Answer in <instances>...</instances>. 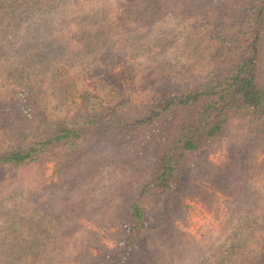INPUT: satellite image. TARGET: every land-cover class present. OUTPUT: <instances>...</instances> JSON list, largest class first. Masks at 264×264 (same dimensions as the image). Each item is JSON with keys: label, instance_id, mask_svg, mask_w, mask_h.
<instances>
[{"label": "rangeland", "instance_id": "1", "mask_svg": "<svg viewBox=\"0 0 264 264\" xmlns=\"http://www.w3.org/2000/svg\"><path fill=\"white\" fill-rule=\"evenodd\" d=\"M125 2L47 4L52 19L60 14L64 20L37 41L41 60L30 57L31 46H13L8 55L11 41L0 34V101L12 96L23 68L21 77L56 119L82 109V98L105 113L123 105L132 110L205 78L215 47L206 39L204 25L213 11L177 0L136 17ZM41 29L43 35L45 26ZM54 36L58 40L49 46ZM260 65L264 81V55ZM126 138L82 154L65 171L33 164L4 177L1 264H108L109 257L125 251L134 202L143 210L147 228L133 256L125 251L126 260L110 264L251 263L244 256L257 251L258 238L264 237V132L249 122L233 126L189 164L185 184L167 198L143 191L152 153Z\"/></svg>", "mask_w": 264, "mask_h": 264}, {"label": "trees", "instance_id": "2", "mask_svg": "<svg viewBox=\"0 0 264 264\" xmlns=\"http://www.w3.org/2000/svg\"><path fill=\"white\" fill-rule=\"evenodd\" d=\"M64 1L0 0V34L7 43L11 41L7 54L15 50L13 46L17 50L31 46L30 57L41 60L44 53L39 51L37 41L46 39L50 29L57 26L53 24L64 20L60 14L52 19L54 12L44 7ZM125 1L127 12L146 17L177 0ZM188 2L192 7L214 12L211 19L206 12L203 15L209 20L204 25L206 39L215 49L205 78L178 94L149 98L132 110L126 105L118 111L113 107L109 113L89 98H82V109L56 119L33 94L30 81L21 77L23 68L12 96L0 101V183L12 170L33 164H51L65 171L82 154L92 155L94 150L111 148L117 139L129 137L152 153L150 180L143 191L167 198L185 184L189 164L233 126L249 122L264 132L260 65L264 55V0ZM29 25L35 26L31 33L27 31ZM43 26L47 31L44 29L41 35ZM57 40L55 36L50 38L49 46ZM128 215L124 249L133 256L147 228V218L137 202L131 205ZM258 241L261 245L257 251L249 250L244 256L251 259L250 264H264V237ZM124 252L109 257L107 263L126 260Z\"/></svg>", "mask_w": 264, "mask_h": 264}]
</instances>
